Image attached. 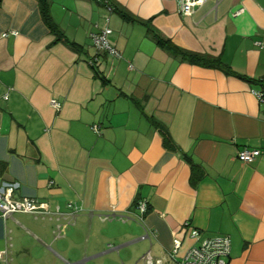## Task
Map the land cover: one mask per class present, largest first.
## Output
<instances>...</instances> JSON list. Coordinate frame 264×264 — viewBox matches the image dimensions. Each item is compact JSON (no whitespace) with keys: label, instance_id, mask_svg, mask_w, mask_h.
Returning a JSON list of instances; mask_svg holds the SVG:
<instances>
[{"label":"crops","instance_id":"1","mask_svg":"<svg viewBox=\"0 0 264 264\" xmlns=\"http://www.w3.org/2000/svg\"><path fill=\"white\" fill-rule=\"evenodd\" d=\"M114 1L138 22L105 0H51L80 51L54 43L37 0L0 2V186L51 212L0 214V264H176L192 232L228 237L229 264H264L262 88L239 78L264 80V0H206L189 17L175 0ZM106 28L121 58L91 45ZM150 30L234 74L182 61Z\"/></svg>","mask_w":264,"mask_h":264},{"label":"built area","instance_id":"2","mask_svg":"<svg viewBox=\"0 0 264 264\" xmlns=\"http://www.w3.org/2000/svg\"><path fill=\"white\" fill-rule=\"evenodd\" d=\"M180 6V14L183 17H189L201 7L206 0H175ZM109 11L112 9L109 7ZM17 36V33H12ZM112 30L106 28L99 33L90 35L91 45L99 52L112 56L113 58H121L120 52L113 47L110 41ZM7 37V34L4 35ZM253 95L257 98L261 106L264 107V89H253ZM7 99V96L5 97ZM51 105L56 111L60 110V105L56 100L51 101ZM97 133V128L94 129ZM260 156L258 150H243L238 152V160L250 164L254 163ZM17 188L16 184H5L0 186V214L4 217H10L16 213L28 214L33 216H51L49 206L38 202L34 199L14 200L13 194ZM148 206L145 201H140L137 211L143 217L147 212ZM59 213V212H58ZM192 237L197 243L192 246L182 260L177 259V255L182 247V240L176 238L173 243V249L170 253V258L177 264H229L230 256V240L228 237L220 236L215 238H201L198 232H192ZM147 237L143 236L145 240ZM3 255H7V251L0 254V261L3 260ZM145 264H163L162 260H155L150 253L143 257Z\"/></svg>","mask_w":264,"mask_h":264},{"label":"trees","instance_id":"3","mask_svg":"<svg viewBox=\"0 0 264 264\" xmlns=\"http://www.w3.org/2000/svg\"><path fill=\"white\" fill-rule=\"evenodd\" d=\"M37 1H38L40 12H41V15H42L44 22L46 23V25L49 27V29L51 30V32L55 36L54 43L56 44V43L62 42L64 44L69 45L74 50L80 51L79 47L74 42H71L67 39L65 33L62 31V29L55 22V20L52 16V12H51V8H52L51 0H37ZM105 1L107 3L106 4L107 9L109 7L112 9V11L108 10L109 12L117 13L119 16H121V18L124 21L138 22L137 19L133 18L125 10L120 8L119 5L114 0H105ZM0 2H1V0H0ZM139 23H142V22L139 21ZM142 24H145V23H142ZM150 34L154 36V39L156 40L158 46L167 50L168 52H171L172 54H174L175 56L180 58L182 61L189 62L190 64H193V65H202V66L208 67V68H214L216 66L218 68H222V70H224L227 75H233L234 74V72H232V70L230 68L223 65L218 58H210V57L200 56V55L185 51V50L175 46L169 40H165V39L159 37L152 30H150ZM239 78H241L244 81H247L248 83H250L253 86L259 85L262 89L264 88V80L261 82H257V81L249 80L243 76H239ZM155 125L157 128H159V126H160L156 122H155ZM164 139H165V141H167V138H164ZM139 202L140 201H137L136 208H135L136 210H137ZM147 211H148V209H147ZM228 261H230V256H229Z\"/></svg>","mask_w":264,"mask_h":264}]
</instances>
